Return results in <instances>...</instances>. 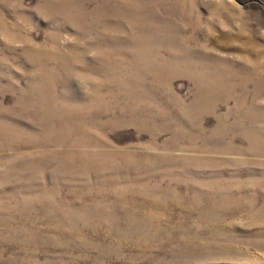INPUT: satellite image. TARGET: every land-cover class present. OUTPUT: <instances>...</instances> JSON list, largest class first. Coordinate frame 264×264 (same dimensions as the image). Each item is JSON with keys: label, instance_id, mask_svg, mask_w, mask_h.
Instances as JSON below:
<instances>
[{"label": "rangeland", "instance_id": "obj_1", "mask_svg": "<svg viewBox=\"0 0 264 264\" xmlns=\"http://www.w3.org/2000/svg\"><path fill=\"white\" fill-rule=\"evenodd\" d=\"M0 264H264V0H0Z\"/></svg>", "mask_w": 264, "mask_h": 264}, {"label": "bare ground", "instance_id": "obj_2", "mask_svg": "<svg viewBox=\"0 0 264 264\" xmlns=\"http://www.w3.org/2000/svg\"><path fill=\"white\" fill-rule=\"evenodd\" d=\"M224 75H217V74H214L213 75V79L209 82V83H207L208 84V86L210 87V92H209V97H211L212 96V92L215 94L216 93V91H222V90H226V88H227V78L224 76ZM235 87H236V85H235ZM263 87V86H262ZM237 88V87H236ZM260 92L261 91H259V90H256L255 91V94L253 95L254 97H257V98H259L260 97ZM225 93V92H224ZM208 97V98H209ZM229 98L228 97V95L225 93V96H223L222 98L224 99V98ZM239 101V104H240V108H242V105H243V103H242V101L239 99L238 100ZM210 103H212L211 101H209ZM148 215H152V214H154V212L153 211H147L146 212Z\"/></svg>", "mask_w": 264, "mask_h": 264}]
</instances>
